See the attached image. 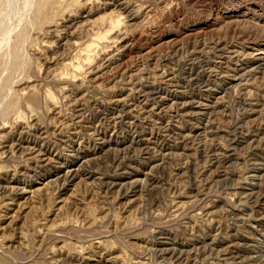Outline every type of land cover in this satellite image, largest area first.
Instances as JSON below:
<instances>
[{
	"label": "rangeland",
	"instance_id": "rangeland-1",
	"mask_svg": "<svg viewBox=\"0 0 264 264\" xmlns=\"http://www.w3.org/2000/svg\"><path fill=\"white\" fill-rule=\"evenodd\" d=\"M0 264H264V0H0Z\"/></svg>",
	"mask_w": 264,
	"mask_h": 264
},
{
	"label": "bare ground",
	"instance_id": "bare-ground-1",
	"mask_svg": "<svg viewBox=\"0 0 264 264\" xmlns=\"http://www.w3.org/2000/svg\"><path fill=\"white\" fill-rule=\"evenodd\" d=\"M262 55H263V54H262ZM261 59H262V57H261ZM242 76H243V75H242ZM192 79H193V78H192ZM244 85H245V84H244ZM176 86H177V85H176ZM146 88H147V87H146ZM148 88H149V86H148ZM139 90H140V89H139ZM151 90H152V89H151ZM139 92H140V91H139ZM157 92H159V91H157ZM145 93H147V92H145ZM153 93H154V90H153ZM153 93H152V94H153ZM149 94H150V93H149ZM145 95H146V94H145ZM146 96H147V95H146ZM146 96H145V98L149 97V96H147V97H146ZM154 96H155V94H154ZM153 98H154V97H153ZM163 98H164V97H163ZM156 99H157V98H156ZM164 101H165V100H164ZM117 102H119V100H118ZM183 104H184V103H183ZM200 105H201V104H200ZM152 108H153V107H152ZM199 113H200V112H199ZM201 114H203V112H201ZM17 146H18V145H17ZM227 149H228V148H227ZM35 158H36V157H35ZM257 169H258V168H257ZM251 177H252V175H251ZM254 177L257 178V176H254ZM259 178H260V177H259ZM251 180H253V179H251ZM253 185H254V184H253ZM253 185H252V186H253ZM255 185H256V183H255ZM225 254H226V253H225ZM236 256H238V255H236ZM234 257H235V256H234ZM239 257H240V256H239ZM232 259H233V258H232ZM232 259H230V260H232ZM238 259H239V258H238ZM233 260H234V259H233ZM236 260H237V259H236Z\"/></svg>",
	"mask_w": 264,
	"mask_h": 264
}]
</instances>
